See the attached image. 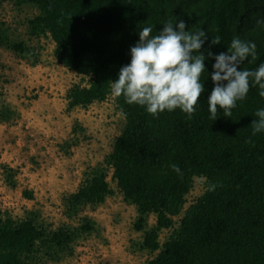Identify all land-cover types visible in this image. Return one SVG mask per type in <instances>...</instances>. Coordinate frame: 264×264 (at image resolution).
Instances as JSON below:
<instances>
[{
    "label": "trees",
    "instance_id": "obj_1",
    "mask_svg": "<svg viewBox=\"0 0 264 264\" xmlns=\"http://www.w3.org/2000/svg\"><path fill=\"white\" fill-rule=\"evenodd\" d=\"M11 1L35 6L29 35L49 38L56 60L89 78L69 89V109L114 95L125 127L106 164L136 207L141 248L158 252L146 264H264V0ZM197 178L205 191L184 210ZM110 194L100 171L69 202ZM88 231L48 233L0 211V264H35L40 247L48 255Z\"/></svg>",
    "mask_w": 264,
    "mask_h": 264
},
{
    "label": "rangeland",
    "instance_id": "obj_2",
    "mask_svg": "<svg viewBox=\"0 0 264 264\" xmlns=\"http://www.w3.org/2000/svg\"><path fill=\"white\" fill-rule=\"evenodd\" d=\"M37 14L33 5L0 0V211L15 222L33 220L48 233L89 223L90 231L53 253L39 246L35 264H146L158 252L141 248L136 207L124 201L106 164L125 120L114 95L85 109L68 108L69 89L87 86L89 78L64 68L49 38L29 35L28 21ZM15 43L30 51L14 52ZM100 171L111 194L102 204L73 209L71 195ZM204 191V180L195 179L184 210ZM155 220L148 217L146 231ZM174 220L176 228L180 217ZM171 232L160 233L161 245Z\"/></svg>",
    "mask_w": 264,
    "mask_h": 264
}]
</instances>
